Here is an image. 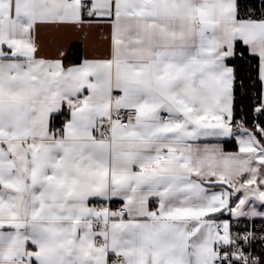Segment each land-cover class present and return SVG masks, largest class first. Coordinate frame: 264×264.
Segmentation results:
<instances>
[{
	"label": "snow or ice",
	"instance_id": "obj_1",
	"mask_svg": "<svg viewBox=\"0 0 264 264\" xmlns=\"http://www.w3.org/2000/svg\"><path fill=\"white\" fill-rule=\"evenodd\" d=\"M0 264H264V0H0Z\"/></svg>",
	"mask_w": 264,
	"mask_h": 264
},
{
	"label": "crops",
	"instance_id": "obj_2",
	"mask_svg": "<svg viewBox=\"0 0 264 264\" xmlns=\"http://www.w3.org/2000/svg\"><path fill=\"white\" fill-rule=\"evenodd\" d=\"M88 31V42L87 44H92L96 42V37H95V30L94 29H89ZM73 41V43L78 44V46H81L82 52L85 50V42L83 41L82 36H77L76 34H72L70 37ZM52 36L50 34H47L45 36V41H46V46L50 51H54L55 44L52 43ZM95 49H90V51H94Z\"/></svg>",
	"mask_w": 264,
	"mask_h": 264
},
{
	"label": "trees",
	"instance_id": "obj_3",
	"mask_svg": "<svg viewBox=\"0 0 264 264\" xmlns=\"http://www.w3.org/2000/svg\"><path fill=\"white\" fill-rule=\"evenodd\" d=\"M74 51L82 52L81 46H78Z\"/></svg>",
	"mask_w": 264,
	"mask_h": 264
}]
</instances>
